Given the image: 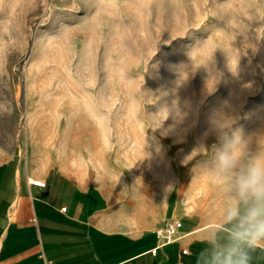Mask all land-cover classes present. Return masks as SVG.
Wrapping results in <instances>:
<instances>
[{
  "label": "rangeland",
  "instance_id": "rangeland-1",
  "mask_svg": "<svg viewBox=\"0 0 264 264\" xmlns=\"http://www.w3.org/2000/svg\"><path fill=\"white\" fill-rule=\"evenodd\" d=\"M217 115L264 136V0H0L1 178L219 227Z\"/></svg>",
  "mask_w": 264,
  "mask_h": 264
},
{
  "label": "crops",
  "instance_id": "crops-1",
  "mask_svg": "<svg viewBox=\"0 0 264 264\" xmlns=\"http://www.w3.org/2000/svg\"><path fill=\"white\" fill-rule=\"evenodd\" d=\"M182 222L178 240L162 245L155 226L126 222L102 188L67 195L32 179L17 184L5 170L0 177V264H195L203 234L217 226ZM252 264H264V250Z\"/></svg>",
  "mask_w": 264,
  "mask_h": 264
},
{
  "label": "clouds",
  "instance_id": "clouds-1",
  "mask_svg": "<svg viewBox=\"0 0 264 264\" xmlns=\"http://www.w3.org/2000/svg\"><path fill=\"white\" fill-rule=\"evenodd\" d=\"M212 123L218 144L195 151L206 157L198 167L221 194L223 211L219 227L203 234L195 264H252L255 250H264V136L245 137L224 115Z\"/></svg>",
  "mask_w": 264,
  "mask_h": 264
},
{
  "label": "built area",
  "instance_id": "built-area-1",
  "mask_svg": "<svg viewBox=\"0 0 264 264\" xmlns=\"http://www.w3.org/2000/svg\"><path fill=\"white\" fill-rule=\"evenodd\" d=\"M32 184L38 187L46 186L45 181L37 180V179L32 180ZM182 227H183L182 220L174 219L168 221L162 228H159L156 234L161 239V244L165 245L178 240Z\"/></svg>",
  "mask_w": 264,
  "mask_h": 264
}]
</instances>
